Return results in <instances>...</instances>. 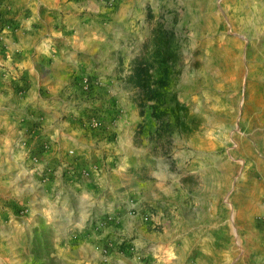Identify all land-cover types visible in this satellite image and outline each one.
<instances>
[{
  "label": "rangeland",
  "instance_id": "1",
  "mask_svg": "<svg viewBox=\"0 0 264 264\" xmlns=\"http://www.w3.org/2000/svg\"><path fill=\"white\" fill-rule=\"evenodd\" d=\"M88 4L94 17L84 27L100 34L108 85L117 91L109 139L131 138L141 124L138 138L162 160L156 172L173 171L171 186L160 192L152 183L145 190L159 191L158 202L127 198L114 210H76L74 201L45 207L1 201L0 264H170L178 252L195 250L187 240L198 230L192 207L210 189L214 160L220 157L226 171L232 166L236 179L221 180L229 188L244 173L256 174L253 161L264 157V147L248 136L253 114L264 107V0ZM5 69L0 92L24 91L8 81ZM89 86L83 84L86 91ZM88 123L99 125L97 119ZM200 161L205 171H190L187 163ZM229 196H221L222 206Z\"/></svg>",
  "mask_w": 264,
  "mask_h": 264
},
{
  "label": "crops",
  "instance_id": "2",
  "mask_svg": "<svg viewBox=\"0 0 264 264\" xmlns=\"http://www.w3.org/2000/svg\"><path fill=\"white\" fill-rule=\"evenodd\" d=\"M88 6V0H0V67L9 68L5 77L24 90L0 92V202L45 207L74 201L70 208L76 210H114L127 198L156 203L171 186L173 171L156 172L162 160L138 138L141 124L131 138L109 139L115 130L108 112L117 91L108 85L100 34L84 27L94 17ZM253 115L248 136L264 147V107ZM94 119L99 125L92 128ZM219 159L209 191L192 207L198 230L187 240L195 250L178 252L170 264H264V157L253 161L256 174L244 173L229 188L222 178L236 176ZM201 163L187 164L202 172ZM152 183L160 192L145 190ZM96 187L105 189L94 194ZM222 195H230L223 206Z\"/></svg>",
  "mask_w": 264,
  "mask_h": 264
}]
</instances>
